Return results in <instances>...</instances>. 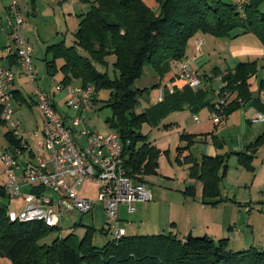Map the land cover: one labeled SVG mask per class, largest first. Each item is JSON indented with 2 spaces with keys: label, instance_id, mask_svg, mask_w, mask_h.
Listing matches in <instances>:
<instances>
[{
  "label": "trees",
  "instance_id": "trees-1",
  "mask_svg": "<svg viewBox=\"0 0 264 264\" xmlns=\"http://www.w3.org/2000/svg\"><path fill=\"white\" fill-rule=\"evenodd\" d=\"M88 1L91 7L81 16L74 44L68 46L63 41L47 47V54L53 57L45 59L47 74L54 78L57 72H62L60 83L65 86L70 85L73 78L81 80L83 87L94 85V105L100 101L102 90L110 91L105 105L112 110V117L106 123L124 144L128 175L147 184V177L158 174L162 152L147 141L141 130L147 123L158 126L164 116L153 115L157 108L154 105L142 113L136 112L139 97L148 91L147 88L135 89L136 82L143 77L147 66L161 75L171 66L184 62L190 40L199 34L218 39L253 34L264 47V12L261 10L264 0H246L238 4L225 0H157L158 13L143 0ZM108 55L116 57L114 77L99 72L94 65L103 62ZM11 57L16 59L15 55ZM58 59L64 61L60 68ZM257 67L258 59H255L238 63L233 71L221 74L215 70L216 73L209 76V80L221 77V81L218 80L220 98L227 93L226 105L220 112L223 117L248 102L261 103V99L250 92L248 83L257 75ZM152 89L163 90L160 105L178 96V93L170 94L167 86L161 84ZM14 94L17 98L20 93L15 91ZM234 95L237 98L230 100ZM218 103L208 102L211 113ZM174 110L172 107L169 112ZM0 124L5 125L4 122ZM6 138L10 147L21 146L22 140L9 129ZM199 138L188 133L181 135V141L187 142V146L177 149L176 159L189 167L191 179L202 184L203 203L214 206L223 201L221 183L228 171V156H203L201 160L192 155L181 156ZM263 141L264 138H260L247 152L237 154L244 169L254 170L252 162ZM183 193L196 196V189L189 186ZM0 197L9 200L3 185ZM8 211V206L0 204V258H7L12 264H264V248L251 246L231 250L228 239L215 241L208 235L190 234L184 240L171 232L124 235L118 240H109L103 247H96L92 242L93 231L89 228L81 240L69 234L55 238L50 244L42 243L59 228L48 227L42 222H10Z\"/></svg>",
  "mask_w": 264,
  "mask_h": 264
},
{
  "label": "crops",
  "instance_id": "crops-1",
  "mask_svg": "<svg viewBox=\"0 0 264 264\" xmlns=\"http://www.w3.org/2000/svg\"><path fill=\"white\" fill-rule=\"evenodd\" d=\"M41 1L42 0H19V5L22 9L24 17L27 20L28 26H26L27 28H25L26 30L24 31V35L25 37L27 36L26 38L32 43L34 47L33 58L35 71L37 77L39 78L38 85L40 86L41 84L42 86H40V88L49 93V95H51L58 117L64 122L68 123L69 121L67 119H71L73 118V116H78V113L75 112L74 114L73 112H68L71 111V109L66 106L68 94L65 91L57 92L56 87H49V84L51 86L52 83L56 82V79H58V82H61V79H63V74L59 71L57 72L54 78H50L47 74V64L45 59L52 60L53 58L51 54H47V47L50 44H55L64 41L68 46H70L74 44V41L71 44H68L67 42L68 33L65 32L66 29L64 24L68 25V21L64 13L63 21H56L53 31H51V28L47 25L48 21H41ZM10 3L11 0H0V42L2 40V37L5 38V40L2 41L0 45V66L10 69L14 74V90L20 93L19 97H17L15 100L14 108L16 110V118L20 121L21 124L20 132L22 139L29 147V150L27 152L29 155L30 151H34L33 147H31V141L34 139H36L37 141L36 132L42 130L44 125V118L35 105L34 99L32 97V87L28 83L27 79L22 76L19 70L17 60L13 59L11 57L12 55L6 52V48L12 45V37L9 28L11 21L8 13V7ZM51 3L52 9H54V7H57V9H59L60 7L62 9L64 8V5L62 6V0H53L51 1ZM58 4H60L61 6H58ZM30 16L33 17V19L30 18ZM199 43H202V47L199 46ZM212 47L214 48L212 49ZM221 47L228 48V54H225V52L221 53L223 55H229L232 58V62L235 61V64H233V66H230L229 64H227V59H225L226 68L224 67V71L221 70L223 63L221 61L216 62L213 59L214 53H216V50L219 53V49ZM36 59H39L40 63L36 64ZM255 59H258L257 75L252 76L248 80V83L250 85V92L254 95V97H259V99L262 100V98L264 97V47L261 44L260 40L253 34L242 35L234 39H218L211 35L204 36L202 34H199L190 40V43L187 48V57L185 58L184 62L196 69L200 76H206L204 80V85H202L198 90H192L188 86V83L181 78L178 66H171V69L168 70V72L161 75L150 67L155 74L150 75L149 78L152 86L156 84H161L162 87H168L169 85H173L178 93V96L175 97L174 101L170 100L165 105H160V89H154L156 92V99L150 103L147 102L148 106L146 109L148 110L153 105V107H157L156 110L153 111L155 112V114H153L154 116H164L162 119L165 120L172 113L176 111L179 112L185 110L184 105L188 104L190 114H193L194 116V121L199 122V119L197 121L195 120V117L198 118L197 114L200 113V111L204 108H207L209 110L208 120L212 123V129L210 130V125H208V123L206 124L207 127L205 128V131H208L207 133L190 132L191 128L189 129L188 127H186V129L179 134V140L181 145L177 146L176 150L178 148H185L187 146V142L181 141L180 139L181 135L185 133L199 136L200 138L197 143L202 141L203 138H205L206 140L207 135L213 137L215 141V146H213L214 148L212 146H208L207 144H203L201 149H199V153L196 154L191 150L192 146H190L188 150L182 152L181 156L192 155L196 159L201 160L203 156L215 157L217 155H220L218 154V152H216V149H221L225 143L224 140L222 138H219L217 135L218 128L221 125L225 124H227L228 126V124L231 123L232 120L234 122L236 121L239 124L243 132L242 134L234 137V150L232 152V155L236 156L237 159V154L239 152H247L248 147L251 144L255 143V141L259 140L260 138H264V123H253V118L256 112H264V107H262L261 103L255 104L254 102H248L244 104V106L240 109L236 110L235 112H232L229 116L224 117L222 123L218 125L214 124L211 120V109L208 105V102L216 103L220 99L219 92V98L217 100H215L216 98H214L213 100L209 98V93L211 91H214L210 87L209 89L207 88L208 83H211V81L214 80H209V75L214 74L215 70L221 71V74H223V72L225 71H233L238 63L253 61ZM56 62L59 68L64 63L62 59H58L56 60ZM212 63H214V65L216 66L211 69L210 66ZM205 69H207V71ZM25 80L30 86L28 96L24 95L21 87ZM78 81L79 85L73 86L72 84H70V86L76 88L83 86L82 81ZM60 95H62L63 97L61 98ZM230 98V100H233L237 97L236 95H234L230 96ZM261 100L259 101L261 102ZM64 102L65 108L66 110H68L64 111L63 113H60L58 111V105ZM172 107H174L176 110H174L173 112H169ZM237 112H241L240 119H231ZM0 126H5L7 128L6 125L0 124ZM163 126L165 129H169L171 128L172 124H164ZM80 127H89V129L95 128V130L97 129L98 131H96L97 133L103 135H108L110 132L109 127L105 128L104 126L99 124V122H95L91 125L90 122L87 121V117L83 119ZM158 141L159 139L156 140L154 143H151L158 147ZM197 143H195V145ZM216 143L221 146L218 147ZM6 146V148L10 147V143L7 142ZM169 150H167V152ZM260 151H262L264 154V141L262 146H260V148L258 149L257 153H260ZM257 153L255 159L257 157ZM225 155H227L228 157L230 156V154ZM24 158L25 161L28 159L27 156H25ZM254 160L252 162V166L254 168L253 171L244 169L238 161V164L242 168V170L250 172L253 175V186L256 184L258 176L261 173H264V158L261 162L260 169L256 167V165L254 164ZM228 171L225 177H227ZM159 172L160 171L158 170V174ZM240 173L243 174L241 171ZM192 181L193 182L190 186L195 187L196 196L186 195L183 193L184 191H181L182 195H179V198L176 197V200L173 199V201L168 202V205L166 206V204L164 203V199L161 197V195L158 194V191H151L152 200L147 203L137 204L133 213H129L126 206H121L119 212V222L125 231V235H152L171 232L182 240H184L188 235L192 234L195 236L208 235L215 241L220 240L222 238H226L228 239V241H230L231 238L229 237V233L233 230V217L237 216V212L240 211L237 207L240 202L236 200V191L241 188L240 184L238 183V181H236L235 184L231 185L233 196H230L226 185L223 189L221 187V198L223 199V201L217 205L211 206L206 205L202 201V184L199 181L193 179ZM257 189L258 192L263 191L264 193V185H258ZM25 190L28 189L25 188ZM223 192L226 193V196L223 195ZM234 240H237V237H234L231 240V243H233ZM239 243L243 244H241V246H237V248L245 249L249 245L250 247L253 246L255 242L253 240L248 242L246 239H243V241ZM260 243L264 245V235L262 236ZM237 248L230 249L233 250ZM259 248H264V246Z\"/></svg>",
  "mask_w": 264,
  "mask_h": 264
},
{
  "label": "built area",
  "instance_id": "built-area-1",
  "mask_svg": "<svg viewBox=\"0 0 264 264\" xmlns=\"http://www.w3.org/2000/svg\"><path fill=\"white\" fill-rule=\"evenodd\" d=\"M8 13L12 45L6 48V52L16 56L19 70L31 85L35 105L44 118L42 130L36 132V150L29 152L25 162H19L29 147L22 139L21 124L16 118L14 74L0 66V122L22 140L20 147H0V159L7 178L4 184L6 196L9 201H22L21 210L9 209L8 218L10 222H42L48 227H58L57 222L62 219L64 210H75L84 215L93 212L96 202H100L107 217L115 222L108 229L112 238L118 240L125 235L119 222L121 206L133 213L137 204L152 200L151 190L147 184L128 175L124 144L116 132L110 130L108 135H103L85 128L78 130L83 119L94 109V85L76 88L58 83L56 91H65L68 94L66 106L78 113V116L67 119L68 123L58 117L51 95L38 85L34 47L24 35L27 20L19 0H11ZM178 69L189 86L198 88L201 85L202 78L196 69L185 62L178 63ZM218 79L221 81V77ZM169 90L173 92L172 85ZM226 96L225 92L211 113L210 118L216 125L224 119L220 112L226 105ZM162 99L163 90L160 89L159 101ZM261 104L264 106V97ZM253 123L263 124L264 112H256ZM83 183L98 186L97 201L79 196L77 187Z\"/></svg>",
  "mask_w": 264,
  "mask_h": 264
},
{
  "label": "rangeland",
  "instance_id": "rangeland-1",
  "mask_svg": "<svg viewBox=\"0 0 264 264\" xmlns=\"http://www.w3.org/2000/svg\"><path fill=\"white\" fill-rule=\"evenodd\" d=\"M53 0H42L40 2V13L42 15V22L48 21L47 25L51 28V31L54 30V25L56 24V21L61 22L64 19L63 13L66 15V19L68 21V25L64 24L65 26V32L68 33V44H71L74 39L76 32L78 30L79 24L82 19V15L86 14L91 7V4L88 0H62V6L64 5V8L61 7L57 9V7H54L52 9V3ZM94 1V0H92ZM147 6H149L154 12H159V5L157 0H143ZM231 3L238 4L239 2L246 1V0H225ZM248 1V0H247ZM58 6H61L58 4ZM261 10L264 12V2L261 5ZM56 17V18H54ZM30 18L33 19V17L30 16ZM30 20V19H29ZM28 27V26H27ZM26 27V28H27ZM26 30V29H25ZM53 33V32H52ZM25 34V32H24ZM205 36V35H204ZM27 37V36H26ZM207 38V37H205ZM5 38L2 37V41H4ZM61 40V39H60ZM0 42V45H1ZM202 47V46H201ZM214 47H212L213 49ZM216 49V48H215ZM221 52H225V54H228V48L221 47L219 49V53L216 50V53H214V61L219 62L221 61L223 63L222 69H224L225 65V59H227L230 66H233L235 64V61L232 62V58L229 55H223ZM229 58V60H228ZM38 61V62H37ZM116 61L115 55H108L105 57L103 62H95V68L101 72V73H107L110 77H114L116 74L114 63ZM232 62V63H231ZM40 63L39 59H36V64ZM217 64V63H216ZM176 66V65H174ZM216 65L214 63L211 64L210 68H214ZM173 67V66H172ZM226 68V67H225ZM207 71V69H205ZM224 71V70H223ZM209 73V71H208ZM150 75H155L154 72L150 67H146L144 71L143 77L138 80L135 84V89H145L147 88L148 91H145L140 97V104L136 108L137 113H142L147 109V102H152L156 99V92L154 89H152V84L150 81ZM214 74H211L209 76H212ZM39 79V78H38ZM205 78L202 79V83L198 88H193L189 86L192 90H198L202 85H204ZM217 80V81H216ZM219 79H214L211 81V83H208L207 88H212L214 90L209 93V98L213 100H217L218 92L221 87V83L218 81ZM62 81V79H61ZM60 83L58 82V79H56V82L52 83L51 86L49 84V87L55 88L56 85ZM48 84V83H47ZM73 86L79 85V81L77 79L72 80L71 83ZM40 86H42L40 84ZM170 86V85H169ZM169 86L167 87V90L170 94L177 93L176 88L172 85L173 92L171 93L169 90ZM23 93L25 96H28L30 91V86L27 84V81L21 85ZM213 93V94H212ZM215 95V96H213ZM61 98L63 97L60 95ZM110 97V91L109 90H102L99 94L100 101L94 106V109L90 114L87 115V121L90 122L92 125L95 122H99L102 126L105 128L108 127L106 120L108 118L112 117V110L108 107H106V101ZM220 100V99H219ZM188 104L184 105L183 111H176L172 113L167 119L163 120V122L159 126H155L154 124H145L142 127V133L146 135L147 141L154 143L156 140L159 139L158 143L160 148H157L162 152L160 158H159V174L154 176H149L146 178L147 180V186L152 192L158 191V194L161 195V197L164 199V203L166 206L168 205V202H171L176 200L175 198H179V195L181 194V191H184L188 186L192 184V179L190 177V171L189 167L187 165H182L177 161V146H180V140H179V134L182 133L186 127L190 129V132H208L205 131L206 124L210 125L211 128V122H209L208 118V112L209 110L207 108H204L200 111V113L197 114L199 122L194 121L193 114H190V109L188 107ZM39 110V109H38ZM68 110V109H67ZM65 108V102L58 105V111L60 113H63L64 111H67ZM40 111V110H39ZM68 112H75L73 110ZM241 112H237L234 114L233 118L231 119H240ZM75 117V116H73ZM164 124H172L171 128L165 129ZM85 126V125H84ZM83 128L88 129L90 131L96 132L95 130L89 127H79L78 130L81 131ZM8 129L5 126H0V147L6 148L7 146V138L6 133ZM98 132V131H97ZM241 127L239 124L232 120L231 123L221 125L218 128L217 135L219 138H222L224 140V146L221 149H216L218 154L225 155L230 154V156L227 158V164H228V175L227 177L223 178V181L221 183L222 189L224 186H227V190L230 193V196H233V191L231 189V185L235 184L236 181L240 184L241 188L236 191L237 198L236 200L240 203L238 204V215L234 216L233 218V224L232 228L233 230L230 231L229 237L231 238L230 241H228V248H237V246H241L243 243V239H246L248 242L253 240L255 243L253 246L256 247H262L263 244L260 243L262 236L264 235V193L263 191L258 192V185L263 186L264 185V173H261L258 176L256 184L253 186V175L250 172L242 170V168L238 164V159L236 156L232 155V152L234 150V137L242 134ZM7 141V142H6ZM203 144H207L208 146H215L214 138L211 136H206L203 138L202 141L197 143L196 145H191L192 151L196 154L199 153V149H201ZM31 147H33V150H36L37 148V141L36 139L31 141ZM214 148V147H213ZM170 149V150H169ZM167 150H169L167 152ZM28 158V153L25 154ZM264 158V154L262 151L260 153H257V157L254 160V164L258 169L261 167V162ZM25 161L24 157L19 158V162L23 163ZM240 171L243 173L241 174ZM7 181L5 172H4V164L2 160L0 159V186L4 185ZM77 190L79 192V196L82 198L92 199L97 201L98 199V186L95 183H83L82 185L77 187ZM226 193L223 192V195ZM178 202V201H175ZM0 204L8 206L9 209L20 211L22 207V201L18 200H12L9 201L7 199L0 197ZM63 217L60 221H58V228L56 232L50 234L48 237H46L42 243L50 244L55 238L57 237H66L69 234H75L79 240L83 238L86 231L91 228L93 231L92 234V242L96 247H103L109 240L113 239L111 232H107L109 225L113 227L115 225V222L111 219H109L106 215L105 209L103 204L100 202H96V207L94 208L93 212L82 215L78 211H69L64 210ZM234 237H237V240H234L233 243H231L232 239ZM218 241V240H217ZM250 247V245L248 246ZM247 247V248H248ZM233 250H239L233 249ZM0 264H12V262L4 257L0 258Z\"/></svg>",
  "mask_w": 264,
  "mask_h": 264
}]
</instances>
